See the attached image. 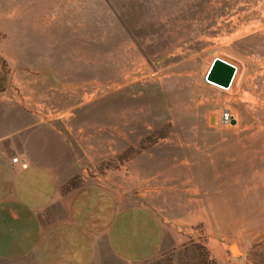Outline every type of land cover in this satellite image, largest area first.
I'll return each instance as SVG.
<instances>
[{"label": "rangeland", "instance_id": "rangeland-1", "mask_svg": "<svg viewBox=\"0 0 264 264\" xmlns=\"http://www.w3.org/2000/svg\"><path fill=\"white\" fill-rule=\"evenodd\" d=\"M0 57V130L56 127L72 184L89 182L90 213L105 212L88 264L260 261L264 0H0ZM215 58L238 68L229 90L206 79ZM119 211L153 217L151 255L113 249ZM50 218L31 239L0 237V264H68L66 223Z\"/></svg>", "mask_w": 264, "mask_h": 264}, {"label": "crops", "instance_id": "crops-1", "mask_svg": "<svg viewBox=\"0 0 264 264\" xmlns=\"http://www.w3.org/2000/svg\"><path fill=\"white\" fill-rule=\"evenodd\" d=\"M18 124L0 130V237L31 239L50 215V221L66 223L68 264H88L106 235L105 212L90 213L89 182L72 184L79 167L61 132L38 121ZM119 213L108 226L113 249L127 261L151 255L158 236L153 217Z\"/></svg>", "mask_w": 264, "mask_h": 264}, {"label": "water", "instance_id": "water-1", "mask_svg": "<svg viewBox=\"0 0 264 264\" xmlns=\"http://www.w3.org/2000/svg\"><path fill=\"white\" fill-rule=\"evenodd\" d=\"M238 68L230 62L221 58H215L206 76L207 81L217 87L229 88L235 79ZM3 60L0 57V79L4 77ZM211 123H215V117H211ZM233 125L237 123L235 119L231 122Z\"/></svg>", "mask_w": 264, "mask_h": 264}, {"label": "built area", "instance_id": "built-area-1", "mask_svg": "<svg viewBox=\"0 0 264 264\" xmlns=\"http://www.w3.org/2000/svg\"><path fill=\"white\" fill-rule=\"evenodd\" d=\"M230 88H231V86L229 88H222V89L229 90ZM233 119H235L234 115L230 111H228V110H226L223 113L222 117H221V121L224 124H231V122H232ZM12 161H13V163H17L19 161V157H14Z\"/></svg>", "mask_w": 264, "mask_h": 264}, {"label": "trees", "instance_id": "trees-1", "mask_svg": "<svg viewBox=\"0 0 264 264\" xmlns=\"http://www.w3.org/2000/svg\"><path fill=\"white\" fill-rule=\"evenodd\" d=\"M258 257L260 258V261L257 260L256 264H264V252L261 253ZM213 264H216V263L214 262Z\"/></svg>", "mask_w": 264, "mask_h": 264}, {"label": "bare ground", "instance_id": "bare-ground-1", "mask_svg": "<svg viewBox=\"0 0 264 264\" xmlns=\"http://www.w3.org/2000/svg\"><path fill=\"white\" fill-rule=\"evenodd\" d=\"M211 65H212V64H211ZM207 74H208V73H207ZM231 250H232V252H233L234 254L240 253V251H239L237 245H233V246L231 247Z\"/></svg>", "mask_w": 264, "mask_h": 264}]
</instances>
